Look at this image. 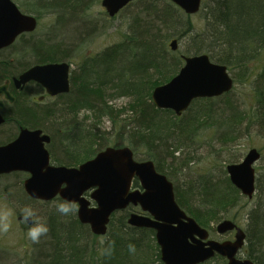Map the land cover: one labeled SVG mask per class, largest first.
<instances>
[{"label":"trees","instance_id":"16d2710c","mask_svg":"<svg viewBox=\"0 0 264 264\" xmlns=\"http://www.w3.org/2000/svg\"><path fill=\"white\" fill-rule=\"evenodd\" d=\"M14 1L39 20L52 17L51 26L66 33L67 39L58 43L53 37L34 38L37 30L21 34L13 58L0 57V82L18 77L32 65L80 60L71 70L70 92L44 104L30 101V89L18 92L13 108L5 113L10 122L16 119L20 126L31 128L47 126L56 134L51 119L65 117L67 120L59 122L71 132L68 166L89 160L108 146L128 145L135 156L153 160L156 169L169 177L179 206L202 227L214 232V222L236 221L233 210L246 197L231 182L227 170L219 178L201 173L187 186L178 185L173 172L190 167L193 159L183 158V147L204 128L211 129L212 139L221 144L254 131L264 138V0H204L197 20L172 0H132L117 14L134 7L121 31L123 38L97 54H85L83 44L96 36L92 10L101 0ZM174 38L179 48L173 51L170 42ZM72 40L74 45L69 43ZM201 53H208L212 61L234 73V88L219 97L194 100L182 115L158 108L152 99L154 87L175 77L185 55ZM242 81L249 86V96L237 94ZM121 96L130 102L117 109L110 101ZM82 112L88 115L82 116ZM123 114L130 116L121 120ZM89 117L93 119L88 124ZM103 120L112 123L109 131L103 129ZM12 133H5L4 138L10 139ZM58 148L63 151L61 138ZM7 175L21 177L14 190L20 203L43 204L41 224L48 228L34 245L31 259L19 264H165L156 231L133 227L127 221L130 210L116 211L107 233L97 235L90 225L80 222L76 203L71 202L74 211L63 215L56 210L61 197L36 200L24 190L26 172L3 176ZM248 219L249 247L254 245L256 260L251 252L247 257L264 264L263 208H253ZM130 242L135 244V252H129ZM200 264H227V260L217 255Z\"/></svg>","mask_w":264,"mask_h":264},{"label":"water","instance_id":"95a60500","mask_svg":"<svg viewBox=\"0 0 264 264\" xmlns=\"http://www.w3.org/2000/svg\"><path fill=\"white\" fill-rule=\"evenodd\" d=\"M132 0H102V5L114 17ZM186 13L194 15L203 0H172ZM38 18L22 11L14 0H0V50L15 43L19 35L35 31ZM176 38L171 41L177 50ZM71 64L68 61L34 65L14 77L18 87L32 80L40 83L51 95L70 92ZM9 83L0 85V95L8 92ZM234 87L228 67L212 61L201 53L185 55L184 66L174 78L154 87L152 99L160 109H171L177 115L187 111L198 98L219 97ZM0 101V108L2 107ZM6 118L0 113V125ZM51 136L41 129L23 128L12 142L0 146V177L14 171L28 172L24 189L32 198L42 201L61 197L78 204L80 222L90 225L92 232L105 235L112 215L129 205H140L143 212H133L127 221L134 227L151 228L165 264H200L215 257L227 258V264H254L252 259L237 256L245 244L246 233L233 220L226 218L217 224L220 234L236 230L235 240L208 239L209 230L179 206L172 181L156 169L150 159L138 161L129 146H109L79 166L51 165L46 143ZM261 153L252 148L242 162L227 166L231 182L245 196L256 190L255 163ZM137 177L143 190L133 189ZM91 191L90 199L86 193ZM92 200L95 204H92ZM146 213V214H145ZM22 219V216L20 217Z\"/></svg>","mask_w":264,"mask_h":264},{"label":"rangeland","instance_id":"374dc122","mask_svg":"<svg viewBox=\"0 0 264 264\" xmlns=\"http://www.w3.org/2000/svg\"><path fill=\"white\" fill-rule=\"evenodd\" d=\"M104 8L102 4L95 5L92 10V17L96 24V36L85 41L83 44L84 53L86 54H97V52L102 51L107 48L108 45L118 43L119 40L123 38L121 31H125L129 16L133 13L134 7H130L119 14L116 18H109L107 14L104 13ZM193 16V20H197V13ZM53 18L43 17L39 20L38 29L33 33L34 38H46L53 37L55 42L61 43L63 40L67 39V34L63 33L58 28H54L52 25ZM28 37V36H27ZM69 42V41H68ZM74 45L75 40L69 42ZM21 45V44H20ZM17 46H9L7 49H3L0 52V57L13 58L15 52H17ZM78 58V57H77ZM80 60V58H78ZM78 60L72 62V68L78 63ZM68 61V60H66ZM234 75V73H232ZM235 76V75H234ZM235 86V85H234ZM234 88V87H233ZM237 94L249 96V86L246 82L242 81L237 85ZM110 101L115 108L121 109V107H127L130 100L125 97H116ZM88 115L87 112H82V116ZM130 116V114H128ZM128 115L123 114L122 119H126ZM89 121L93 118L89 117ZM112 123L108 120L102 121V127L106 131L111 129ZM5 128H8L5 126ZM213 132L208 129H203L202 134L199 137H195L192 141L188 140V143L183 147V152H185L186 157H192L193 161L190 162V167L178 171L177 174L173 172L174 178L178 185L187 186L190 181H195L199 178L201 173H213L217 178L223 175V171H226L228 164L239 163L244 159L251 148H257L261 151V158L257 162L255 169L257 171V189L256 196L252 201L244 198L241 206H237L232 213V216L236 219L238 224L244 229L247 228L248 218H250V213L253 208H263L264 210V138L256 133V131L248 134L247 136L240 137L238 140L228 143L221 144L212 139ZM178 156V155H176ZM138 160H145L144 157L136 156ZM171 161V160H170ZM169 161V162H170ZM178 166V165H175ZM26 177V176H25ZM25 178H23L24 180ZM21 177L18 175H7L0 179V225L7 224V230L0 228V264H19L28 262L33 254L37 242L31 241L27 236V230L30 225L26 224L24 220L19 219L20 209H24L26 206H30L35 212V221L37 223H42L44 219L43 204H23L18 200V196L15 193V189L20 186ZM7 189L8 192H5ZM15 193V194H14ZM94 204V202H92ZM53 206V205H52ZM217 223H213L214 232L211 231V238L218 240L234 239V232L225 233L224 235L219 234L216 230ZM103 240L102 237H100ZM248 243L243 248L241 252L242 257H247Z\"/></svg>","mask_w":264,"mask_h":264},{"label":"flooded vegetation","instance_id":"af4514ba","mask_svg":"<svg viewBox=\"0 0 264 264\" xmlns=\"http://www.w3.org/2000/svg\"><path fill=\"white\" fill-rule=\"evenodd\" d=\"M14 77H10V78L4 80L3 82H0V85H3V84H7V81H8V83H9L8 92L10 94H12V96L14 97V99L10 101L9 99H7L6 94L3 93L2 95H0V101L2 102L1 103L2 107L0 108V113H2V115L6 118L5 122L1 123V125H0V146L12 142L15 138H17V136L20 134V132L22 131L23 128L27 127L31 130L41 129L43 131V134L47 133L49 136H51V141L49 143H46V146H45L48 148L49 153H50L51 165H54L56 167L60 166V165L68 166L67 164H65V162H67V160H68V157H66V153L69 150V144H70L69 138H70L71 132L68 130V127L66 124H60V122H59V121L67 120L65 117H61V118L56 117V118L51 119L54 122L51 125H54L53 128L55 130H57L56 134H55L47 126H45V127H34V128H31L28 126H20L16 119H13L12 122H10V120H8V117L5 114L7 112V110H9V109L11 110L13 108V106H14L13 104H15V102L17 100L18 92L22 93L23 91L30 89L28 91L29 93H31L30 101L32 103L38 102L39 104L48 103L51 98L54 99L56 96H59L61 94H58L55 96L51 95L49 92H47V89L44 86H42L40 83H38L34 80H32L26 84L21 85V87H18L17 84L14 82ZM48 122H51V121L48 120ZM4 125L10 126L7 131L4 127ZM10 132H13L10 136L11 138L10 139L4 138L5 133L10 134ZM59 138L62 139V146L64 147L63 151L58 148ZM77 165H69V166H77ZM26 173L29 176V173L28 172H26ZM136 180H137V183H136ZM256 180H257V178H256ZM134 181H135L134 182V184H135L134 189L139 188V189L143 190L141 187V183H140L139 179L135 178ZM256 187H257V182H256ZM255 196L247 197V199L249 201H252V199H254ZM125 209L130 210L131 212L136 211V210H138L139 212H143V211H141L142 209L140 208L139 205H136V206L129 205ZM245 233H246L247 238H246L244 246L241 248V250L238 253L239 258H246V257L241 256V252L243 251V248L246 246L248 241H249V244L251 243L246 229H245ZM233 238H234V236H233ZM208 239H213V238H211V235H210V237ZM249 244H248V252L250 251L253 258L255 259L256 252H254V248H253L254 245L251 244L252 246L250 245V247H249ZM247 256H248V254H247ZM254 259H252V260L254 261V264H256V261H255L256 259L255 260Z\"/></svg>","mask_w":264,"mask_h":264},{"label":"clouds","instance_id":"9594fccd","mask_svg":"<svg viewBox=\"0 0 264 264\" xmlns=\"http://www.w3.org/2000/svg\"><path fill=\"white\" fill-rule=\"evenodd\" d=\"M56 210L63 215H67L72 211H74V205L67 200H62L56 203ZM34 216H35V212L30 206H26L23 209L22 219L26 224L30 225V227L27 230V236L31 241L39 242L41 237L48 232V228L46 224L37 223L33 219ZM0 228H3V230H7L8 225L6 223L2 224L0 225ZM128 249L129 252H135V244L130 242L128 245Z\"/></svg>","mask_w":264,"mask_h":264}]
</instances>
